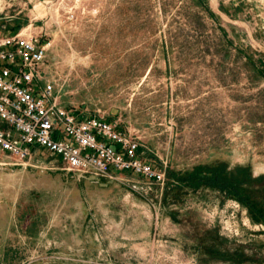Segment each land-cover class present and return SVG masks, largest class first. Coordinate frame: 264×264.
I'll list each match as a JSON object with an SVG mask.
<instances>
[{"label":"rangeland","instance_id":"obj_1","mask_svg":"<svg viewBox=\"0 0 264 264\" xmlns=\"http://www.w3.org/2000/svg\"><path fill=\"white\" fill-rule=\"evenodd\" d=\"M11 34L50 42L59 103L126 130L165 183L139 194L41 150L1 167L0 264H264L247 206L170 179L245 169L264 206V0H0Z\"/></svg>","mask_w":264,"mask_h":264},{"label":"built area","instance_id":"obj_2","mask_svg":"<svg viewBox=\"0 0 264 264\" xmlns=\"http://www.w3.org/2000/svg\"><path fill=\"white\" fill-rule=\"evenodd\" d=\"M50 42L34 35H0V167H28L39 150L70 172L107 178L141 194L164 185L165 173L140 154L141 144L101 116L62 106L43 75ZM138 177L130 178L125 174Z\"/></svg>","mask_w":264,"mask_h":264},{"label":"trees","instance_id":"obj_3","mask_svg":"<svg viewBox=\"0 0 264 264\" xmlns=\"http://www.w3.org/2000/svg\"><path fill=\"white\" fill-rule=\"evenodd\" d=\"M170 179L185 185L189 183L191 185L202 184L208 187H216L221 192H225L228 196H233L239 202L247 206L254 220L264 223V206H260V204L254 200L255 197L253 196V192L249 189L253 181H257L252 180L245 169H238L236 172L231 173L227 171L224 164H218L215 167H207L204 171L197 170L182 177L171 174ZM231 256L232 258L239 257L242 260L245 255L243 252H237L235 255H229V257Z\"/></svg>","mask_w":264,"mask_h":264},{"label":"crops","instance_id":"obj_4","mask_svg":"<svg viewBox=\"0 0 264 264\" xmlns=\"http://www.w3.org/2000/svg\"><path fill=\"white\" fill-rule=\"evenodd\" d=\"M0 127H6V125L3 123H0Z\"/></svg>","mask_w":264,"mask_h":264},{"label":"water","instance_id":"obj_5","mask_svg":"<svg viewBox=\"0 0 264 264\" xmlns=\"http://www.w3.org/2000/svg\"><path fill=\"white\" fill-rule=\"evenodd\" d=\"M1 168V167H0Z\"/></svg>","mask_w":264,"mask_h":264}]
</instances>
